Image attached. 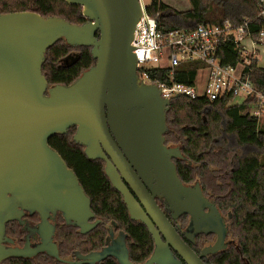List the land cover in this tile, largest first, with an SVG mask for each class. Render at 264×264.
<instances>
[{
  "label": "water",
  "instance_id": "1",
  "mask_svg": "<svg viewBox=\"0 0 264 264\" xmlns=\"http://www.w3.org/2000/svg\"><path fill=\"white\" fill-rule=\"evenodd\" d=\"M65 1L81 6L87 21L76 24L32 11L0 14V238L6 223L24 210L42 216L43 231L57 212L82 234L101 222L92 221L91 198L49 143L76 127L74 141L88 158L105 161V173L131 219L145 224L155 243L146 261L134 263L127 235L120 231L113 237L110 229L112 241L84 256L83 263L114 257L119 264H177L174 250L186 264H205L203 257L225 248L228 228L200 185L179 177L173 159L182 157L181 149L165 139L171 99L139 75L132 41L144 12L142 0ZM62 38L72 46L91 47L96 63L72 84L50 86L42 67L47 50ZM157 197L165 199L174 219L189 215L194 233L216 234L215 243L197 254ZM185 235L194 240L193 233ZM50 252L59 257L57 248ZM24 255V249L0 247V261Z\"/></svg>",
  "mask_w": 264,
  "mask_h": 264
},
{
  "label": "trees",
  "instance_id": "2",
  "mask_svg": "<svg viewBox=\"0 0 264 264\" xmlns=\"http://www.w3.org/2000/svg\"><path fill=\"white\" fill-rule=\"evenodd\" d=\"M189 1L191 8L179 11L162 0H151L147 12L156 16L159 29L167 32L225 21L239 24L245 18L252 21L249 33L254 39L264 30L260 0ZM20 11L61 16L76 24L87 21L81 6L65 0H0V14ZM219 55L224 64H236L241 58L233 40L220 48ZM95 63L91 47L72 46L62 38L47 50L42 70L50 86L70 85ZM199 67L197 62H182L174 69L175 79L194 84ZM169 70L147 69L154 82L168 81ZM250 76L255 88L264 93V66L258 68L253 61ZM229 101L228 97L215 101L173 97L167 114L166 144L181 149L182 157L173 159L181 180L197 181L219 210L230 212L231 234L238 245L218 254L216 264H264V123L250 113L252 98L235 104ZM76 130L72 127L65 134L54 135L49 143L77 174L96 218L102 220L89 232L92 247L103 246L110 229L124 231L130 260L146 261L154 250L152 235L145 224L131 219L123 196L105 173V161L88 158L84 146L74 141ZM73 240L79 243L78 237ZM101 264L119 262L108 257Z\"/></svg>",
  "mask_w": 264,
  "mask_h": 264
},
{
  "label": "built area",
  "instance_id": "3",
  "mask_svg": "<svg viewBox=\"0 0 264 264\" xmlns=\"http://www.w3.org/2000/svg\"><path fill=\"white\" fill-rule=\"evenodd\" d=\"M143 10L132 45L139 75L145 82L159 86L163 97L170 99L179 95L211 101L228 97L233 103L237 96H244V100L252 98L250 113L260 119L264 116V93L255 88L250 76L253 61L258 68L264 66V30L254 39L249 33L252 21L245 18L239 24L225 21L218 25L200 24L188 31L167 32L159 29L157 17L147 12L145 4ZM260 15L264 16V0H260ZM230 40L240 48L241 58L236 64H224L219 55L220 48ZM182 62H197L200 64L198 72L208 73L203 93L195 83L175 79L174 69ZM153 67H169L168 81L154 82L147 71Z\"/></svg>",
  "mask_w": 264,
  "mask_h": 264
},
{
  "label": "flooded vegetation",
  "instance_id": "4",
  "mask_svg": "<svg viewBox=\"0 0 264 264\" xmlns=\"http://www.w3.org/2000/svg\"><path fill=\"white\" fill-rule=\"evenodd\" d=\"M187 184L195 186L197 181ZM205 195L210 200L215 201L212 196H208L207 194ZM156 201L160 208L165 212L172 225L177 229L181 238L187 242L197 254H200L204 247L215 243L217 239L216 234L194 233L190 225L189 215L182 214L179 215L177 219H174L171 211L166 208L167 204L165 199L157 197ZM220 212L225 218L226 226L228 228L225 238L226 245L224 249L218 251L217 253L209 254L203 257L202 260L205 264H216L218 254L232 247H237L238 245L237 239L231 234V226L229 222L230 212L225 213L221 210ZM94 220L101 219H97L95 215V219L92 221ZM42 221V216L38 212L31 213L24 210L19 218H15L6 223L5 231L0 238V247L5 249H24L26 250V255L8 256L2 259L0 264H84V256L93 251L101 250L107 245L108 239H111L112 241V238L118 237L120 233V231H114V236L112 237L111 234L107 236L103 246L93 248L91 238L89 236V232L91 230L86 234H82L77 226L66 222L61 212L51 214L48 218L49 228L44 231L40 228ZM100 223H102V220ZM108 226L112 227L111 224ZM187 231L194 234L193 241L188 240L186 237L185 232ZM77 237L79 238V243L82 245H79V243L77 245L74 244V240L71 242L73 238ZM127 238L128 236H126V240ZM43 246H46V248L41 250L40 248ZM53 248H57L59 257L50 252ZM173 254L178 259L177 264H186L174 250ZM102 262H97L95 264H101Z\"/></svg>",
  "mask_w": 264,
  "mask_h": 264
},
{
  "label": "rangeland",
  "instance_id": "5",
  "mask_svg": "<svg viewBox=\"0 0 264 264\" xmlns=\"http://www.w3.org/2000/svg\"><path fill=\"white\" fill-rule=\"evenodd\" d=\"M187 1L188 0H164L165 3L171 5L172 7L180 11L185 9V7L187 6ZM142 3L145 4V6H148L151 3V0H142ZM207 75L208 73L204 70H200L197 74L195 85L198 88L200 93L204 92ZM243 101H244V96H237L233 100V104L241 103ZM261 119H262V122L264 123V116L261 117Z\"/></svg>",
  "mask_w": 264,
  "mask_h": 264
},
{
  "label": "crops",
  "instance_id": "6",
  "mask_svg": "<svg viewBox=\"0 0 264 264\" xmlns=\"http://www.w3.org/2000/svg\"><path fill=\"white\" fill-rule=\"evenodd\" d=\"M163 2H164V0H162ZM165 3V2H164ZM167 4V3H166ZM169 5V4H168ZM171 6V5H170ZM172 7V6H171ZM174 8V7H173ZM191 8V3H190V1L188 0L187 1V6L185 7V9L184 10H181V11H187V10H189ZM180 11V10H179Z\"/></svg>",
  "mask_w": 264,
  "mask_h": 264
}]
</instances>
